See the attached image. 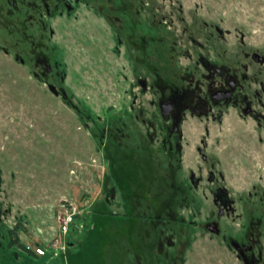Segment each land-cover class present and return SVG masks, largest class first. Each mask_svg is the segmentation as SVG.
I'll use <instances>...</instances> for the list:
<instances>
[{
  "label": "rangeland",
  "instance_id": "1",
  "mask_svg": "<svg viewBox=\"0 0 264 264\" xmlns=\"http://www.w3.org/2000/svg\"><path fill=\"white\" fill-rule=\"evenodd\" d=\"M12 2L0 0V264H132L122 246L117 263V239L106 236L110 225L120 230L112 220L86 219L103 196L107 157L120 149L101 134L131 107L143 111L127 115L144 132L141 120L159 91L193 77L200 57L246 62L248 89L264 102V64L252 59H264V0H67L51 17L56 0H16L15 9ZM223 128L222 143L212 127L210 136H201V126L189 135L208 139L228 183L264 201V126L227 119ZM253 199L221 219L218 233L201 225L206 209L182 230L167 226L165 234L180 239L177 263L243 264L235 251L243 243L264 264V205ZM72 206L74 224L63 234ZM250 223L260 226L245 240ZM8 236L31 254L9 246Z\"/></svg>",
  "mask_w": 264,
  "mask_h": 264
},
{
  "label": "flooded vegetation",
  "instance_id": "2",
  "mask_svg": "<svg viewBox=\"0 0 264 264\" xmlns=\"http://www.w3.org/2000/svg\"><path fill=\"white\" fill-rule=\"evenodd\" d=\"M15 1L12 2L14 9L17 7ZM24 1L18 0L20 6ZM27 6L34 9L31 1ZM66 6H69L67 0H56L52 9L47 11L48 16H54ZM46 7L48 10V5ZM252 59L264 64V59L255 53ZM197 65L193 77L183 75L178 85L165 83L159 91L153 113L141 120L144 132L133 127L127 115L132 114L135 119L143 111L139 109L136 115L131 107L123 111L124 116L111 117V125L118 126L109 128L105 125L101 134V142L114 143L125 152L120 155L119 149V153L114 152L110 158L106 156L111 162L110 174L103 177V196L97 205L92 203L86 219L92 221L96 216H104L120 228L115 232L108 227L106 231L107 237L117 239L113 242L117 248L114 252L118 253L117 263L121 260L122 246L130 253L132 264H170L169 260L171 264H178L180 239L175 235L172 240L169 234H165L167 226L182 230L206 209L209 212L204 215L201 225L207 231L218 233L221 219L231 217L237 209L244 212L247 198H254L246 189L237 190L240 184L237 181L228 183L225 171L220 168L219 156L208 152V139L191 137L189 131L201 126L204 131L201 136H210L212 127L217 132L215 141L222 143L227 119L243 124L251 121L261 128L264 126V102L259 91L248 89L246 62L200 57ZM41 66L50 73L46 64ZM259 84L263 90V83ZM140 85L146 89L145 82L140 81ZM123 118L127 121L123 122ZM188 151L193 159L187 165ZM253 200V204L259 202L257 198ZM111 204L119 211H108L106 208ZM246 226L244 239H252L257 231L255 227L260 225L250 223ZM121 237L127 240L126 245L120 242ZM252 248L243 243L235 244V251L243 264H257ZM171 250L176 254L172 255ZM26 253L31 254L28 249ZM113 258L115 260V256ZM130 260L128 258L127 264Z\"/></svg>",
  "mask_w": 264,
  "mask_h": 264
},
{
  "label": "built area",
  "instance_id": "3",
  "mask_svg": "<svg viewBox=\"0 0 264 264\" xmlns=\"http://www.w3.org/2000/svg\"><path fill=\"white\" fill-rule=\"evenodd\" d=\"M75 214L76 212L73 206L72 208L70 207L69 209L64 211L62 217V223L60 224L61 231L63 234L67 233L69 225L72 224L74 221ZM36 253L38 255H44V252L40 249H37Z\"/></svg>",
  "mask_w": 264,
  "mask_h": 264
},
{
  "label": "trees",
  "instance_id": "4",
  "mask_svg": "<svg viewBox=\"0 0 264 264\" xmlns=\"http://www.w3.org/2000/svg\"><path fill=\"white\" fill-rule=\"evenodd\" d=\"M109 227H112V225H110ZM8 234H11V232L9 231ZM9 246H17L18 248H20V249H22V250L27 252V249L23 245L18 243V240H16V239L15 240L14 239H12V240L10 239Z\"/></svg>",
  "mask_w": 264,
  "mask_h": 264
},
{
  "label": "water",
  "instance_id": "5",
  "mask_svg": "<svg viewBox=\"0 0 264 264\" xmlns=\"http://www.w3.org/2000/svg\"><path fill=\"white\" fill-rule=\"evenodd\" d=\"M264 61H262V63H263ZM240 257V256H239Z\"/></svg>",
  "mask_w": 264,
  "mask_h": 264
}]
</instances>
